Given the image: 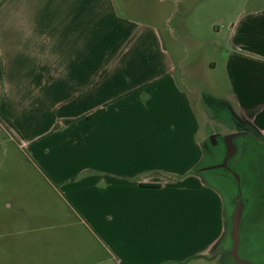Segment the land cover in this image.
<instances>
[{
	"label": "rangeland",
	"instance_id": "374dc122",
	"mask_svg": "<svg viewBox=\"0 0 264 264\" xmlns=\"http://www.w3.org/2000/svg\"><path fill=\"white\" fill-rule=\"evenodd\" d=\"M10 1L0 0V264L137 262L133 231L119 225L118 207L171 203L208 209L212 197L206 192L186 193V188L185 193H174L173 180L185 176L171 174L149 176L167 182L164 192L130 193L139 188L131 185L134 180L121 176L149 167L184 171L199 154L196 142H201L203 158L188 176L201 175L207 187L220 190L228 215L232 214L237 176L215 168L221 157H210L205 143L213 140L216 130H232L231 117L245 122L231 98L228 58L237 48L231 32L234 24L244 21L241 18L263 12L264 0H89L84 15L92 22L86 34L82 29L73 38L61 34L56 39L61 49L45 47L41 53L78 57L90 32L93 52L102 44L109 47V55L120 52L124 59L118 62L125 64L121 74L131 80L122 88L123 98L103 99L110 113L98 127L82 116L84 109L100 104L95 97L49 114L53 112L46 109L50 101L40 97L46 83L25 87L27 31L6 14ZM49 1V9L52 3L57 5V14L58 6L71 4L70 0ZM41 8L40 4V12ZM120 20L122 28L111 23ZM150 27L160 34L157 46L161 48L155 52L146 48L152 44L147 41L153 32L144 28ZM250 29L262 27L249 23ZM133 47L138 51L129 55ZM171 64L187 97L170 91L153 100L143 93L139 98L137 81L168 78ZM152 85L147 81L142 88ZM241 158L237 173L247 179L241 184L247 206L239 253L254 264H264V144L255 143ZM181 182L190 190L196 186L191 179ZM155 234L160 244L164 231L156 229ZM180 236L176 233L173 239ZM228 241L232 248L231 236ZM232 260L230 254L219 263L237 264Z\"/></svg>",
	"mask_w": 264,
	"mask_h": 264
},
{
	"label": "crops",
	"instance_id": "0c3cea01",
	"mask_svg": "<svg viewBox=\"0 0 264 264\" xmlns=\"http://www.w3.org/2000/svg\"><path fill=\"white\" fill-rule=\"evenodd\" d=\"M47 1L49 0H45V3L44 0H11L8 4L6 14L10 13L20 21L21 27H25L27 31L28 45L25 47V52L28 55V63L24 65V69L27 71L25 87L28 85L35 86V83L38 84L39 82L46 83L47 89L42 92L40 97H47V101H50L48 103L49 108L46 107V109L48 112H53H49V114L55 113L54 110L56 109L70 108L72 102H87L95 97L100 104L84 109L82 116L91 126L96 127L102 117H106L110 113V108L104 106L103 99L111 97V100L117 101L119 97L123 98L125 93L122 88L126 82L131 80V77H124L121 74L125 64L118 61L124 58L116 50L113 51L115 54L109 55L107 50L109 47L103 44L99 51L93 52L92 32L89 34L88 43L87 36L85 38L87 45H80L78 57L66 55L62 58L63 55L60 54L51 57L49 54L48 57L43 56L41 50L45 47L61 49L56 40L61 34L63 37L73 38L77 36V29H82L86 34L87 24L92 22V20H87L86 14L84 15L89 0H70L71 4L68 6H58V14L54 13L57 5L52 3V8L49 9ZM75 1H77L78 6L72 8ZM40 4L42 5L41 12L38 10ZM43 16L50 17L46 20ZM89 16L93 19L91 9ZM253 16L256 18L252 19ZM241 19L244 21L234 24L231 32L232 41L237 47L229 53L228 58L229 71L232 72L231 98L242 112L244 120L256 127L264 136V11L252 13L249 17ZM111 23L116 28H122L124 25L121 20ZM249 23L260 24L262 29L247 30ZM138 27L136 26L137 30ZM144 30V32H153V36L147 41L152 42V44H147L146 48L154 52L157 47L161 48L157 46L160 34L152 27L144 28ZM137 51L138 48L133 47L128 54L131 55L132 52ZM58 53H60L59 50ZM168 58L170 61L171 57ZM242 62L245 63V67L241 66ZM154 69H156V65ZM167 70L169 71L168 78L137 81L136 88L139 98L143 93L150 95L149 99L153 100L161 93H169L170 91L177 96L180 95L181 98L187 97V92L180 87L172 74L174 73L172 64ZM147 81L153 82V85L150 89H143L142 87ZM142 89L144 92H141ZM29 90L31 91V89ZM111 109L120 111V108L117 107ZM85 112L90 113L84 115ZM196 143L199 147V154L191 167L184 171L172 170L173 168L149 167L134 174L121 176L134 180L135 182H131V185L136 189L139 188L138 191L133 189L130 193L164 192L167 182L154 181L149 176L171 174L180 176V178L185 176L180 180H173L176 181L173 183L177 185L174 193H185L183 190L186 188V193L193 191L205 195L206 192L208 197H212V201H209L212 204H208L212 207L208 209L185 205L179 207L171 203L161 206L132 207L128 205L122 208L118 207L119 225L124 230L133 231V249L138 257L137 262H132V264H221L219 260L223 257L229 258L232 248L228 237H230L232 214L228 215L225 200L220 190L207 187L206 181L201 175L189 173L190 176H188V172L196 167L203 158L201 142ZM183 178L185 180H182ZM189 179L196 184L194 190L182 185L183 182L181 181ZM161 180L163 181V179ZM180 186L181 188H179ZM173 192L171 191V193ZM156 220H164V222L156 223ZM156 229L164 231L165 238L160 244L155 242ZM176 233L182 235L180 236L181 239H173V235Z\"/></svg>",
	"mask_w": 264,
	"mask_h": 264
},
{
	"label": "flooded vegetation",
	"instance_id": "af4514ba",
	"mask_svg": "<svg viewBox=\"0 0 264 264\" xmlns=\"http://www.w3.org/2000/svg\"><path fill=\"white\" fill-rule=\"evenodd\" d=\"M232 118L231 125H228L232 128L230 131L222 132L215 131L213 133V140L205 143L207 152L210 154V157L219 156V162L215 168H221L225 171L226 174L230 176L236 175L241 166V157L248 154L249 151L252 150V146L255 143L264 144V136L254 127L251 123L245 120V122H241ZM227 124V122H225ZM232 134H238L234 137L233 143L236 148H233L228 142V137ZM217 138H221L217 143ZM214 141V143L212 142ZM228 159L227 165L230 168H226L220 166L224 164L225 159ZM238 174V173H237ZM240 180H237V193L239 188L241 187L242 182H246L247 179H243V175L240 174ZM247 183V182H246ZM240 186V187H239ZM237 193L234 197H236ZM245 200V207L247 206V200ZM246 209V208H245Z\"/></svg>",
	"mask_w": 264,
	"mask_h": 264
},
{
	"label": "water",
	"instance_id": "95a60500",
	"mask_svg": "<svg viewBox=\"0 0 264 264\" xmlns=\"http://www.w3.org/2000/svg\"><path fill=\"white\" fill-rule=\"evenodd\" d=\"M238 134H232L228 137V142L233 148H236L235 144L233 143L234 137ZM228 159L226 158L224 161V164L220 165L226 168H230L228 165ZM237 180H240L239 174L236 173ZM240 187V186H239ZM234 209L231 215V231L230 236L232 239V249H231V255L233 258V261L237 264H254L249 260H245L241 257L239 253V247L241 244V237H240V231L243 223L244 218V211H245V200L243 197V192L241 187L238 190V193L236 197L234 198Z\"/></svg>",
	"mask_w": 264,
	"mask_h": 264
},
{
	"label": "trees",
	"instance_id": "16d2710c",
	"mask_svg": "<svg viewBox=\"0 0 264 264\" xmlns=\"http://www.w3.org/2000/svg\"><path fill=\"white\" fill-rule=\"evenodd\" d=\"M230 231H231V222H230ZM230 231H229V234H230Z\"/></svg>",
	"mask_w": 264,
	"mask_h": 264
}]
</instances>
